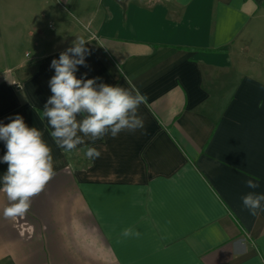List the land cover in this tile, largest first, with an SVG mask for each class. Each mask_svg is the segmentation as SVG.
I'll return each instance as SVG.
<instances>
[{"label":"crops","instance_id":"crops-1","mask_svg":"<svg viewBox=\"0 0 264 264\" xmlns=\"http://www.w3.org/2000/svg\"><path fill=\"white\" fill-rule=\"evenodd\" d=\"M77 38V78L134 85L144 127L66 153L40 114ZM16 114L55 175L24 217L0 192V264H264V211L241 199L264 194V0H0V123Z\"/></svg>","mask_w":264,"mask_h":264},{"label":"clouds","instance_id":"clouds-1","mask_svg":"<svg viewBox=\"0 0 264 264\" xmlns=\"http://www.w3.org/2000/svg\"><path fill=\"white\" fill-rule=\"evenodd\" d=\"M88 41L77 38L73 45L51 61L55 74L49 80L52 95L44 104L40 119L47 118L52 129L49 133L57 147L69 153L85 144V138L93 143L121 132H135L144 127L139 115L140 105L146 96L130 85L97 83L99 77L85 79L86 73L77 78L78 66L88 67L86 47ZM80 117V119H78ZM9 123H0V141L6 152L0 162L7 164L2 177L0 192L6 194L8 206L3 209L6 218L24 217L31 208L32 198L40 194L55 175L52 149L36 127H29L24 118L16 114ZM96 147L86 148L85 156L90 160L100 158ZM251 189L259 187L257 178L246 181ZM243 206L253 216L264 211V194L249 192L242 196ZM121 235H139L132 228L123 229Z\"/></svg>","mask_w":264,"mask_h":264},{"label":"rangeland","instance_id":"rangeland-1","mask_svg":"<svg viewBox=\"0 0 264 264\" xmlns=\"http://www.w3.org/2000/svg\"><path fill=\"white\" fill-rule=\"evenodd\" d=\"M31 51H35V48L33 47V50H32V48L30 46L25 47L24 56H25V53L29 54V53H31Z\"/></svg>","mask_w":264,"mask_h":264}]
</instances>
